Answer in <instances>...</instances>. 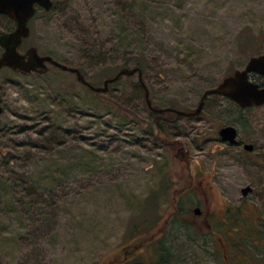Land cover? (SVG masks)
<instances>
[{"label":"rangeland","instance_id":"obj_1","mask_svg":"<svg viewBox=\"0 0 264 264\" xmlns=\"http://www.w3.org/2000/svg\"><path fill=\"white\" fill-rule=\"evenodd\" d=\"M53 3L30 18L21 48L81 66L94 85L139 58L155 106H196L264 50V0ZM82 38L109 50L102 61L84 59ZM138 80L122 74L97 92L51 63L42 72L0 68V264H141L160 242L173 264H227L220 239L249 249L230 253L236 264L250 249L252 263L264 264L254 219L264 222V208L219 216V186L228 200L245 182L216 137L233 103L215 97L197 116L158 118V128Z\"/></svg>","mask_w":264,"mask_h":264},{"label":"flooded vegetation","instance_id":"obj_2","mask_svg":"<svg viewBox=\"0 0 264 264\" xmlns=\"http://www.w3.org/2000/svg\"><path fill=\"white\" fill-rule=\"evenodd\" d=\"M40 8L43 7L37 6L36 11ZM1 18L8 19L11 22V24L2 25ZM29 20L27 22L28 26H29ZM15 27H16V21L13 18H11L8 14L0 12V33L12 31L15 29ZM25 37L22 38V40L20 41L17 47L21 53L27 52V50L30 47L34 46V45H28L21 48L22 41ZM0 48H1L0 50V55H1L2 51L4 50V47L0 45ZM37 51L40 54H45V53H41L38 49ZM263 52L264 50L250 55L243 64L239 65L229 74H232L236 69H244L247 66V62L251 56H257L262 54ZM47 63L50 62L47 61ZM5 66L10 67L8 65H3L1 67H5ZM10 68L21 73L38 71L37 69H35L26 72L21 69H14L12 67ZM263 70H264V66L261 62H259L256 65L255 69L247 70L246 77L248 83H250V85L252 86L254 85L256 88H263L264 87ZM218 83L209 87H213ZM215 97H220L222 100L228 99L233 103L231 106L225 108L226 110H224L222 115L219 116L220 124H219V128L217 129L216 137L220 142V148L224 150L223 152H225V154H227L228 157L232 160V163L237 173H240L245 179V182L238 185L235 193L232 194L231 197L228 198V200H225L226 196L224 194V190H225L224 185L219 186V193L221 197L224 198V200H222L223 212L219 216L224 220L225 216L235 215L240 209H244L245 212L248 213L246 209H250L252 205L254 208V205H256L255 203L259 204V206L257 207L264 208V102L262 103L252 102L251 104L248 105H241L240 103H238L237 101H235L234 99H232L231 97L225 94L210 93L204 97L202 110H204V108H206V106H208L209 104L213 103ZM199 113L188 117L197 116L199 115ZM227 125H232L235 130V136L231 140L227 137H224L219 131L220 128ZM254 219L256 224L255 233L257 234L256 241L258 242L256 244L257 245L259 243L263 244L264 228H261L259 225H262V227H264V222H262L261 219L257 217V213H255ZM258 219H260V221ZM206 220L208 221L211 219L208 217ZM218 243L220 245L219 247L221 248L223 261L227 264H233V263L236 264L235 261L232 259L230 253L237 248L242 249L241 245L236 241L231 242V241H224L221 239L219 240ZM242 250L247 251L249 249L244 248ZM250 250H251L250 252L248 253L245 252L244 254V259L246 260V263H244L243 261L241 264H253L252 259L254 257V251L252 249Z\"/></svg>","mask_w":264,"mask_h":264},{"label":"water","instance_id":"obj_3","mask_svg":"<svg viewBox=\"0 0 264 264\" xmlns=\"http://www.w3.org/2000/svg\"><path fill=\"white\" fill-rule=\"evenodd\" d=\"M37 6H41L48 10L52 8L53 0H0V12L8 14L16 21V27L14 30L0 33V45L4 47V50L0 55V67L3 65H8L14 69H21L26 72L35 69L42 72L47 69L48 61L51 64L60 67L61 69L69 70L75 73L78 80L87 84L95 91H104L108 87V82L115 80L120 74H133L137 72L138 78L144 86L145 99L150 108H154L158 111L171 110L177 115L184 116L198 114L203 108L204 97L210 93L225 94L241 105H248L252 102H264V87L256 88L254 85H250L246 77L247 70L255 69L259 62H261L264 66V52L257 56H251L247 62V66L244 69H236L232 74L224 76L217 85L206 88L200 95V99L196 106L188 110L172 106L155 107L149 97L148 88L142 80V70L139 67L123 66L115 75L105 78L103 85H94L85 78L79 67L67 65L66 63L56 59L50 53L40 54L38 53L35 46L30 47L25 53H21L18 50L17 47L20 41L30 32L27 22L36 12ZM2 110L3 107L0 104V113ZM219 131L224 137H227L230 140L235 136V130L232 125L224 126L220 128ZM200 211L201 209L199 206H195L193 208V212L196 214H199Z\"/></svg>","mask_w":264,"mask_h":264},{"label":"trees","instance_id":"obj_4","mask_svg":"<svg viewBox=\"0 0 264 264\" xmlns=\"http://www.w3.org/2000/svg\"><path fill=\"white\" fill-rule=\"evenodd\" d=\"M54 5H55V3H53L52 7H54ZM88 33L90 34V32H88V30H87L85 32V34H88ZM80 41H82V44L80 46L81 47V52H82V55L84 56V59H86V61L90 62V61H93V59H95V61H102L100 59L101 55L105 54V53H107L109 51L108 49L103 47L102 43L96 42L94 40H90L89 38L88 39L87 38H82ZM65 60H67V59H65ZM62 62H64V61H62ZM64 63H66V62H64ZM128 63H129V60L125 59V60L122 61V63L119 65V67L121 68L123 66H129ZM66 64L67 65H72V64H69V63H66ZM78 64H80V63H78ZM134 66L135 67H139L142 70L143 63L141 62V60L139 58H135V64L133 66H129V67H134ZM79 69L82 71V67L81 66L79 67ZM117 72L118 71H116V73ZM121 75L122 74H120L113 81H116L117 79H119ZM113 81L108 82V86ZM137 84L141 85L143 87V89H144V86H143V84L141 83L140 80H138ZM107 89H108V87L105 90H107ZM144 101H145V104L148 107L149 114L152 117V123H151L152 125H155L158 128H160V124H159V122L157 120L160 117L161 118H165L167 120H170V118H171V120H174L176 118V117H173V116L177 115L174 111H171V110L158 111V110H155L154 108H150L148 106L147 102H146V99H145V89H144ZM155 107H159V106H155ZM168 116H171V117L169 118ZM177 116L180 117L181 115H177ZM0 181H2L1 177H0ZM151 245H153L152 246V250H153L152 256L149 259L141 260V262H140L141 264H173L172 261L176 260L175 255L173 254V252H171V250L168 248V246L164 245L162 242H160V245H156V246L154 244H151ZM156 252H158V255L155 257V260H154L153 258H154V254ZM150 260L151 261L154 260V261L150 262Z\"/></svg>","mask_w":264,"mask_h":264}]
</instances>
